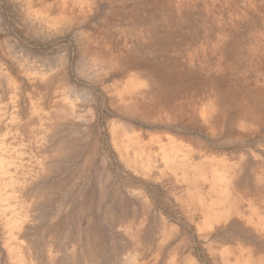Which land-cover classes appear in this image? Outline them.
<instances>
[{
  "label": "rangeland",
  "instance_id": "1",
  "mask_svg": "<svg viewBox=\"0 0 264 264\" xmlns=\"http://www.w3.org/2000/svg\"><path fill=\"white\" fill-rule=\"evenodd\" d=\"M0 264H264V0H0Z\"/></svg>",
  "mask_w": 264,
  "mask_h": 264
}]
</instances>
